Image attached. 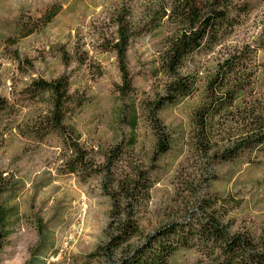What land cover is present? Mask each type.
<instances>
[{"label":"rangeland","instance_id":"1","mask_svg":"<svg viewBox=\"0 0 264 264\" xmlns=\"http://www.w3.org/2000/svg\"><path fill=\"white\" fill-rule=\"evenodd\" d=\"M154 1L0 0V93L18 110L10 124L31 122L38 112L46 111L47 98L36 100L26 91L34 78L66 75L71 91L84 102L70 118L83 145L100 161L106 152L122 146V158L113 171L124 175L140 167L149 171L153 182L150 198L137 212L140 232L128 246L108 256L104 247L115 224L104 174L84 179L66 172V150L56 134L40 140L18 129L7 132L0 142V171L13 185L2 198L12 214L7 236L0 240V264L118 263L150 235L187 220L202 196L226 199L220 210L232 232H264V149L213 165L193 154L191 120L203 98V81L193 96L159 111L177 143L155 156L156 135L143 108L162 90V77L153 76L152 68L163 28L153 30L144 18L146 7ZM54 4L61 6L59 13L42 25L39 18ZM249 4L250 12L241 15L231 44L264 43V0H249ZM123 8L132 11L140 28L128 51L135 94L127 99L120 97L122 75L117 55L109 49L116 37L114 16ZM22 19L29 21L22 24ZM32 26L35 31L24 36ZM64 50L69 54L67 64ZM257 65L262 72L257 75L255 94L260 95L264 47L258 50ZM134 99L140 117L132 130L126 102ZM132 137L136 138L133 146ZM200 258L195 248H180L172 264H198Z\"/></svg>","mask_w":264,"mask_h":264},{"label":"trees","instance_id":"2","mask_svg":"<svg viewBox=\"0 0 264 264\" xmlns=\"http://www.w3.org/2000/svg\"><path fill=\"white\" fill-rule=\"evenodd\" d=\"M60 9V5H52L39 18L41 24L50 23ZM249 12V0H156L146 7L145 20L153 30L163 28L164 34L152 68L153 76L162 77V90L143 106L156 135L157 158L177 143L159 111L193 96L201 87L200 81L203 98L193 112L189 140L193 154L213 165L264 149V92L255 94L257 75L262 72L257 65V53L264 43H230L241 15ZM28 21L22 19L21 23ZM114 22L116 37L109 49L116 53L122 75V83L118 85L120 97L127 99L135 94L128 51L140 35V28L132 11L126 8L117 12ZM35 29L32 26L24 36ZM62 57L67 64L68 52L64 50ZM200 58L205 61L202 63ZM26 91L36 100L47 98L46 111L38 112L31 122L10 124L18 110L0 93V126L4 125L0 129V142L13 129L40 140L50 134L59 136L66 150V172L84 179L98 172L104 174V190L112 201L110 217L115 224L104 253L109 256L128 246L140 232L137 212L151 195L153 182L149 171L138 167L124 175L117 174L113 168L122 158V146L106 152L100 161L95 152L83 145L70 118L84 102L71 91L68 76L51 80L34 78ZM126 107L128 124L134 130L140 117L139 105L134 99L126 102ZM135 143L136 138H130L129 144ZM3 174L0 171V240L7 236L8 218L12 214V208L2 198L13 185ZM225 205L223 197H200L187 220L160 229L120 262L110 264H172L180 248L199 251L198 264H264V232L260 235L232 232L220 210Z\"/></svg>","mask_w":264,"mask_h":264}]
</instances>
